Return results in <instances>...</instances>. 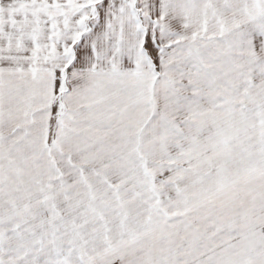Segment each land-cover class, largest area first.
Listing matches in <instances>:
<instances>
[{"label": "snow or ice", "instance_id": "1", "mask_svg": "<svg viewBox=\"0 0 264 264\" xmlns=\"http://www.w3.org/2000/svg\"><path fill=\"white\" fill-rule=\"evenodd\" d=\"M0 264H264V0H0Z\"/></svg>", "mask_w": 264, "mask_h": 264}]
</instances>
